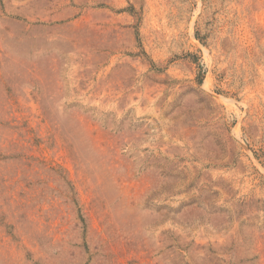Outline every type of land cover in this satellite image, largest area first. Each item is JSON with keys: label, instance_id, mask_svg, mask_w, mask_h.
Wrapping results in <instances>:
<instances>
[{"label": "rangeland", "instance_id": "374dc122", "mask_svg": "<svg viewBox=\"0 0 264 264\" xmlns=\"http://www.w3.org/2000/svg\"><path fill=\"white\" fill-rule=\"evenodd\" d=\"M0 264H264V0H0Z\"/></svg>", "mask_w": 264, "mask_h": 264}]
</instances>
